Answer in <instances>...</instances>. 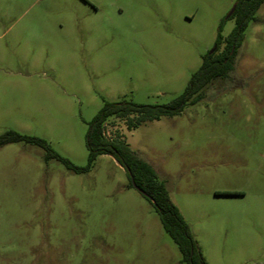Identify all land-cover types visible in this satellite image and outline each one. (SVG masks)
I'll list each match as a JSON object with an SVG mask.
<instances>
[{"label":"rangeland","instance_id":"rangeland-1","mask_svg":"<svg viewBox=\"0 0 264 264\" xmlns=\"http://www.w3.org/2000/svg\"><path fill=\"white\" fill-rule=\"evenodd\" d=\"M236 0H0V134L88 164L105 100L184 92ZM228 77L173 116L120 133L164 181L204 264H264V3ZM223 47V46H222ZM227 191L238 193L226 194ZM0 264H190L111 154L76 172L31 142L0 146Z\"/></svg>","mask_w":264,"mask_h":264},{"label":"trees","instance_id":"trees-1","mask_svg":"<svg viewBox=\"0 0 264 264\" xmlns=\"http://www.w3.org/2000/svg\"><path fill=\"white\" fill-rule=\"evenodd\" d=\"M263 3L264 0L235 1V8L231 15L235 18L233 30L224 37L221 33L223 23L221 22L215 50L203 57L199 69L192 74L184 92L169 102L139 103L131 99L105 100L89 123L86 135L88 149L86 166L75 165L67 158L60 156L44 138L22 134L15 130H6L0 134V146L17 141L37 144L47 150V156L61 159L76 172L89 170L99 155L111 154L126 170L130 186H133L131 181L133 177L138 187L143 190L140 192L153 201L165 231L176 242L183 258L190 264H204L189 224L172 201L164 181L158 178L156 169L134 151L120 133L114 137H108L105 133V124L110 118L118 117L125 119L128 129H132L147 120L179 114L186 104L198 102L202 98L203 89L219 77H228L234 69V58L244 40L245 30L249 22L256 19L254 15ZM232 193L238 192L227 191L226 194Z\"/></svg>","mask_w":264,"mask_h":264},{"label":"water","instance_id":"water-1","mask_svg":"<svg viewBox=\"0 0 264 264\" xmlns=\"http://www.w3.org/2000/svg\"><path fill=\"white\" fill-rule=\"evenodd\" d=\"M234 8H235V6L233 7V9L230 11V13H229V16L233 13V10H234ZM214 50V48L212 49V51ZM211 51V52H212ZM132 185L135 187V188H137L139 191H141V192H143V190L141 189V188H139L138 187V185L136 184V182L134 181V179H133V177H132Z\"/></svg>","mask_w":264,"mask_h":264},{"label":"flooded vegetation","instance_id":"flooded-vegetation-1","mask_svg":"<svg viewBox=\"0 0 264 264\" xmlns=\"http://www.w3.org/2000/svg\"><path fill=\"white\" fill-rule=\"evenodd\" d=\"M215 48H216V46L214 47V50H215ZM214 50H213V51H214Z\"/></svg>","mask_w":264,"mask_h":264}]
</instances>
